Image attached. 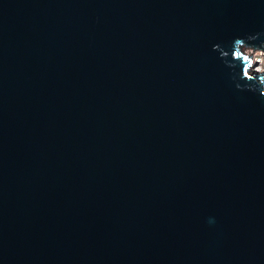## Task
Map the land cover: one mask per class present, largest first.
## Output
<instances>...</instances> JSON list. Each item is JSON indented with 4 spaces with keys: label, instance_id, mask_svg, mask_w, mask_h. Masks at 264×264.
<instances>
[{
    "label": "water",
    "instance_id": "1",
    "mask_svg": "<svg viewBox=\"0 0 264 264\" xmlns=\"http://www.w3.org/2000/svg\"><path fill=\"white\" fill-rule=\"evenodd\" d=\"M258 33L264 0H0V264H264V98L213 51Z\"/></svg>",
    "mask_w": 264,
    "mask_h": 264
},
{
    "label": "clouds",
    "instance_id": "2",
    "mask_svg": "<svg viewBox=\"0 0 264 264\" xmlns=\"http://www.w3.org/2000/svg\"><path fill=\"white\" fill-rule=\"evenodd\" d=\"M260 35L264 34L236 38L230 51L220 45H215L213 51L219 52L225 66L233 70L232 79L238 91L257 93L264 98V43H254ZM209 222L214 223V220L210 219Z\"/></svg>",
    "mask_w": 264,
    "mask_h": 264
}]
</instances>
